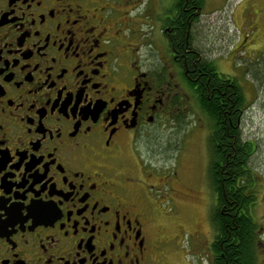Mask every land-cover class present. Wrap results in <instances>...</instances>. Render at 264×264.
<instances>
[{
	"label": "flooded vegetation",
	"instance_id": "obj_1",
	"mask_svg": "<svg viewBox=\"0 0 264 264\" xmlns=\"http://www.w3.org/2000/svg\"><path fill=\"white\" fill-rule=\"evenodd\" d=\"M181 1L150 19L161 51L122 4L0 0V264H167L175 235L151 192L168 176L157 179L141 153L159 152L176 117L195 105L211 123L209 140L215 127H231L234 156L241 144L251 148L246 166L234 168V219L247 223L234 260L264 264L256 146L241 135L243 94L239 108L234 75L217 61L264 59V0H243L226 16L202 13L204 0ZM212 85L231 92L230 105L217 106ZM207 109L225 112L213 119ZM221 224L211 242L219 257Z\"/></svg>",
	"mask_w": 264,
	"mask_h": 264
},
{
	"label": "rangeland",
	"instance_id": "obj_2",
	"mask_svg": "<svg viewBox=\"0 0 264 264\" xmlns=\"http://www.w3.org/2000/svg\"><path fill=\"white\" fill-rule=\"evenodd\" d=\"M112 5H123V9H132L130 17L141 24V33H146L151 42L157 43L161 51L160 36L151 27L150 19L156 12L173 9L176 0H105ZM243 0H204L202 13L205 15L218 9L230 15L242 7ZM209 10V11H208ZM216 16H204L209 24L216 23ZM217 18V17H216ZM215 21V22H214ZM220 23V20L218 21ZM224 24V22H223ZM239 27L244 24L240 17L234 22ZM195 34L200 31L195 27ZM149 32V33H147ZM240 31L234 27V42ZM236 43V42H235ZM198 44V43H197ZM148 46L142 51L145 53ZM165 49V48H164ZM221 69L233 73L234 79L244 97V115L241 135L244 139L255 142L256 150L250 159L253 167L257 196L254 214L259 224L264 226V59H217ZM231 62V70L229 63ZM175 119V118H174ZM166 136L162 149L146 156L141 153L146 169L157 173L158 177L168 176V181L161 189L152 191L160 208L167 212L169 231L175 235L172 246L167 250V264H211V242L214 238L211 213L214 208V195L210 187L209 164L213 146L209 140L211 123L195 105L187 112L180 113ZM147 158V160H146ZM154 173V172H153ZM155 177V179H156ZM167 180V178H166ZM156 185L161 181L151 182ZM179 226L181 228H179ZM201 231L197 234L194 231Z\"/></svg>",
	"mask_w": 264,
	"mask_h": 264
},
{
	"label": "trees",
	"instance_id": "obj_3",
	"mask_svg": "<svg viewBox=\"0 0 264 264\" xmlns=\"http://www.w3.org/2000/svg\"><path fill=\"white\" fill-rule=\"evenodd\" d=\"M180 3H182V1ZM192 4L190 3L188 7H192ZM201 4V0H199V6H201ZM180 6L181 5H179V7ZM224 87L225 86L219 87L217 85H212L211 87L214 90L213 95L217 106H220L219 102L221 99L224 100L223 102H225V104H231L233 96L231 95L230 91L225 93ZM237 90V98L239 100L238 106L239 108H241V106L243 105V99L241 96L240 88L238 86ZM227 110L228 116H230L231 112L229 113L228 108ZM207 112L213 119H217L218 117H220V112L221 114H223L225 110L220 111V109H207ZM237 113L239 114L240 110H238ZM214 130V135L211 138L213 151L208 173L210 174V187L214 196L215 193L217 194V196L215 199L214 208L211 213L210 223L215 231H218V223H222L221 234L222 238L226 241L224 242L221 249L224 254L223 257H219L218 253H220V250L218 249L216 242H213V244L211 245L212 264H240V261L238 259L234 260V249L236 248V250H240L242 244H246L245 240L247 238V226L245 224L247 223L243 224L244 216L242 214L239 215L237 213V218L235 217L234 219V213H236L234 212V204L236 201H239L238 195H234V177L236 176V173H234V168H238L240 170L241 168L246 166L249 156L248 154L243 152L246 150L248 152H251V148H246L244 144H241L240 147H243V149L240 148V150L234 156V148L237 151L236 145L238 144V142H240L237 130L231 129V127L225 129L222 126H217L214 128ZM234 137L236 138L235 145ZM214 143H218L221 148L219 149L218 147L217 149ZM220 163H222V171ZM222 206L224 209L223 214H221L220 212ZM241 225H244V227L241 228Z\"/></svg>",
	"mask_w": 264,
	"mask_h": 264
},
{
	"label": "bare ground",
	"instance_id": "obj_4",
	"mask_svg": "<svg viewBox=\"0 0 264 264\" xmlns=\"http://www.w3.org/2000/svg\"><path fill=\"white\" fill-rule=\"evenodd\" d=\"M215 144V143H214ZM216 170V169H215ZM214 180V179H213Z\"/></svg>",
	"mask_w": 264,
	"mask_h": 264
}]
</instances>
